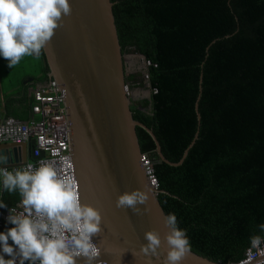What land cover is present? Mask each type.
Wrapping results in <instances>:
<instances>
[{"label": "trees", "instance_id": "trees-1", "mask_svg": "<svg viewBox=\"0 0 264 264\" xmlns=\"http://www.w3.org/2000/svg\"><path fill=\"white\" fill-rule=\"evenodd\" d=\"M111 1L122 54L156 64L146 71L147 87L141 74L126 75L128 86L148 92L131 98L134 119L153 131L171 162L182 159L197 134L182 162L170 165L159 160L147 130L136 127L159 202L193 252L237 262L253 240L264 242V0ZM18 4L0 0V25L21 22L41 64L34 81L47 80L44 54ZM2 203V211L15 205ZM28 242L16 220L1 222L0 246ZM7 261L0 257V264Z\"/></svg>", "mask_w": 264, "mask_h": 264}, {"label": "water", "instance_id": "water-1", "mask_svg": "<svg viewBox=\"0 0 264 264\" xmlns=\"http://www.w3.org/2000/svg\"><path fill=\"white\" fill-rule=\"evenodd\" d=\"M37 36L48 79L66 92L71 154L79 186L83 220L107 264H227L187 247L162 208L140 163L136 127L147 130L160 161L153 131L133 117L126 94L124 55L111 0H18ZM21 26V22H19ZM197 110V106H196ZM198 113V112H197ZM198 113V119H199ZM33 141L31 142V144ZM30 143H3L9 154L26 160ZM15 158L5 164L16 163ZM0 257L89 264L95 259L28 244L0 246Z\"/></svg>", "mask_w": 264, "mask_h": 264}, {"label": "built area", "instance_id": "built-area-1", "mask_svg": "<svg viewBox=\"0 0 264 264\" xmlns=\"http://www.w3.org/2000/svg\"><path fill=\"white\" fill-rule=\"evenodd\" d=\"M137 55L142 62L141 82L147 87L149 76L146 71L156 64ZM125 90L127 95L132 94L131 85L127 84ZM65 97V90L55 80H47L32 91L31 118L28 121L8 117L0 122V144L30 143L25 161L0 166V206L5 182L21 181L26 194L22 204L4 211L0 208V222L16 220L29 238V245L35 248L95 259L89 264H107L96 260L99 249L83 220ZM140 163L149 186L158 190L153 162L147 153H141ZM32 195L34 199H31ZM10 264H21L20 259L14 257ZM26 264L72 263L38 259ZM229 264H264V242L253 240L243 257Z\"/></svg>", "mask_w": 264, "mask_h": 264}, {"label": "crops", "instance_id": "crops-1", "mask_svg": "<svg viewBox=\"0 0 264 264\" xmlns=\"http://www.w3.org/2000/svg\"><path fill=\"white\" fill-rule=\"evenodd\" d=\"M134 73V72H133ZM41 74V64L39 63V72L37 75L32 77H26L23 81L21 80L19 83H13L11 79H7V77L1 75L0 73V122L8 117H13L19 119L21 121H28L31 118L30 115V106L32 103V91L37 88L40 84L46 82L47 80L42 81H34V78ZM31 76V75H27ZM25 77V75H24ZM29 82V83H28ZM28 83V86L24 85ZM141 90L143 92H147L143 90L141 87H134L132 90V101H136L137 99H142L145 96L138 95L135 96L136 92ZM148 94V92H147ZM7 149L3 150L0 148V166L5 164V162L10 158H15L16 160L21 161L23 154L21 152H17L14 155L9 154ZM28 158V156H26ZM21 182V181H19ZM3 206H10L12 204L18 205L22 204L25 201L26 194L22 189L20 183H3ZM35 196L32 195L31 199H34ZM14 206V205H13ZM1 224V222H0ZM20 228V227H19Z\"/></svg>", "mask_w": 264, "mask_h": 264}, {"label": "rangeland", "instance_id": "rangeland-1", "mask_svg": "<svg viewBox=\"0 0 264 264\" xmlns=\"http://www.w3.org/2000/svg\"><path fill=\"white\" fill-rule=\"evenodd\" d=\"M124 66L126 75L133 72L141 74L142 62L136 53L124 55ZM38 72L39 60L30 54V47L22 32L19 21L17 18L6 19L0 25L1 75L7 77V79H11L16 84L21 80L23 81L26 77L37 75ZM138 77L141 80L142 76L139 75ZM141 94L142 96H147V92L141 90H138L135 96L137 97Z\"/></svg>", "mask_w": 264, "mask_h": 264}, {"label": "clouds", "instance_id": "clouds-1", "mask_svg": "<svg viewBox=\"0 0 264 264\" xmlns=\"http://www.w3.org/2000/svg\"><path fill=\"white\" fill-rule=\"evenodd\" d=\"M49 80V79H48ZM126 85H127V82H126ZM133 89L131 88V91H132ZM127 96H129L130 98L132 97V94L131 95H127ZM21 229V228H20ZM22 231V230H21ZM23 232V231H22ZM24 233V232H23ZM25 234V233H24ZM29 239V238H28ZM28 245H29V242H28ZM62 252V251H61ZM65 253V252H64ZM68 254V253H67ZM74 256V255H73ZM79 257V256H78ZM17 258V257H16ZM21 260V259H20ZM35 260H38V259H34L33 261H35ZM32 261V262H33ZM72 264H74V263H72Z\"/></svg>", "mask_w": 264, "mask_h": 264}]
</instances>
